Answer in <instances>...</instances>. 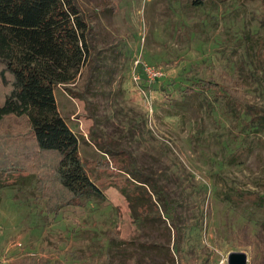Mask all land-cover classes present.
Returning a JSON list of instances; mask_svg holds the SVG:
<instances>
[{
  "label": "rangeland",
  "instance_id": "rangeland-1",
  "mask_svg": "<svg viewBox=\"0 0 264 264\" xmlns=\"http://www.w3.org/2000/svg\"><path fill=\"white\" fill-rule=\"evenodd\" d=\"M74 1L89 52L53 93L101 196L48 214L0 172V264H264V0Z\"/></svg>",
  "mask_w": 264,
  "mask_h": 264
},
{
  "label": "trees",
  "instance_id": "trees-1",
  "mask_svg": "<svg viewBox=\"0 0 264 264\" xmlns=\"http://www.w3.org/2000/svg\"><path fill=\"white\" fill-rule=\"evenodd\" d=\"M88 39L74 0H0V123L14 118L24 124L0 133V172H34L37 189L47 198L48 214L101 196L79 158L78 137L60 117L53 93L55 86L70 84L78 75L89 52ZM214 85L201 81L192 86L207 92ZM183 91L190 96L193 89ZM107 164L98 167L108 168ZM132 180L145 183L135 175Z\"/></svg>",
  "mask_w": 264,
  "mask_h": 264
},
{
  "label": "water",
  "instance_id": "water-1",
  "mask_svg": "<svg viewBox=\"0 0 264 264\" xmlns=\"http://www.w3.org/2000/svg\"><path fill=\"white\" fill-rule=\"evenodd\" d=\"M228 264H244L245 256L242 253H229L227 257Z\"/></svg>",
  "mask_w": 264,
  "mask_h": 264
},
{
  "label": "built area",
  "instance_id": "built-area-1",
  "mask_svg": "<svg viewBox=\"0 0 264 264\" xmlns=\"http://www.w3.org/2000/svg\"><path fill=\"white\" fill-rule=\"evenodd\" d=\"M150 74H151V73H150ZM151 75H153V76H154L155 74H154V73H152Z\"/></svg>",
  "mask_w": 264,
  "mask_h": 264
}]
</instances>
